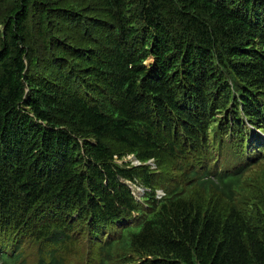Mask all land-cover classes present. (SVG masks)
<instances>
[{"label":"trees","instance_id":"obj_1","mask_svg":"<svg viewBox=\"0 0 264 264\" xmlns=\"http://www.w3.org/2000/svg\"><path fill=\"white\" fill-rule=\"evenodd\" d=\"M218 113L264 129V0H0V264H264L244 166L157 193Z\"/></svg>","mask_w":264,"mask_h":264},{"label":"rangeland","instance_id":"obj_2","mask_svg":"<svg viewBox=\"0 0 264 264\" xmlns=\"http://www.w3.org/2000/svg\"><path fill=\"white\" fill-rule=\"evenodd\" d=\"M218 114H220L218 116L219 120L211 125V129L206 138L203 139L202 144H194L193 148H190V141L183 148L178 159H168L164 164L155 167H159L155 169L158 174L154 176L159 185V192L164 189L174 191L199 187V185H196L200 181L198 177L208 173V171H213V167L218 161V151L221 143L224 146L232 145L236 152L240 149L242 142H240L239 130L237 128L229 130L226 125L230 122L228 120L230 117H226V113ZM258 129L263 139V145L260 146L261 156L245 168L240 196L247 200L245 204L249 207L260 204V208L264 209L262 204V198L264 199V131L260 125H257ZM132 160H134L135 165L139 164L135 159ZM193 172H196V174H193ZM132 186L139 195L141 193L140 187L135 184ZM81 223L84 224L83 221ZM26 250L28 264H36L35 244H28ZM99 252L98 247L91 245L85 236L82 237L79 243L62 244L58 247V253L64 256L66 264H97Z\"/></svg>","mask_w":264,"mask_h":264},{"label":"bare ground","instance_id":"obj_3","mask_svg":"<svg viewBox=\"0 0 264 264\" xmlns=\"http://www.w3.org/2000/svg\"><path fill=\"white\" fill-rule=\"evenodd\" d=\"M248 131L254 137L259 136L257 129L253 126H250L248 128ZM250 150H251L252 155H254V156L259 155V148H257L255 145H251Z\"/></svg>","mask_w":264,"mask_h":264}]
</instances>
